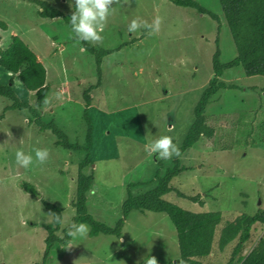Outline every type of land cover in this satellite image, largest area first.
Here are the masks:
<instances>
[{"label": "rangeland", "instance_id": "374dc122", "mask_svg": "<svg viewBox=\"0 0 264 264\" xmlns=\"http://www.w3.org/2000/svg\"><path fill=\"white\" fill-rule=\"evenodd\" d=\"M64 16L42 17L38 4L29 0H0V46L20 35L47 68L50 91L41 109L46 122L55 121L74 143L87 141L84 91L99 80L95 55L76 38L66 17L75 0H47ZM219 20L192 6L171 0H113L96 47L114 49L102 62L101 85L91 90L88 116L92 125L89 151L70 150L56 144L51 129L40 130L28 109L8 110L0 119V264H35L43 260L46 224L53 212L46 199L62 206L61 228L76 215L72 204L82 159L93 161L83 171L94 173L89 190V211L98 220L115 225L130 195L148 192L174 165L176 156L159 159L150 141L169 135L180 148L195 119V107L214 75L218 48L222 62L233 60L237 49L220 0H197ZM66 16V17H65ZM159 30H128L136 19ZM26 102L35 91L0 65V82L9 83ZM221 80L229 87L213 96L205 113L215 126L213 137H203L180 156L184 170L171 185L189 195L200 194L205 204L179 197H164L196 212L221 210L211 252L198 264H229L238 239L223 249L218 241L222 227L247 212L264 209V75H248L241 64L226 68ZM11 101L0 95V114ZM22 148H47L41 164L25 169L15 161ZM34 156V152H33ZM35 184L37 197L22 183ZM75 245L56 243L46 264H144L147 256L157 264H182L177 231L166 212L133 210L121 236L90 234ZM58 234L63 235L62 230ZM264 238V222L251 228L245 243L248 254Z\"/></svg>", "mask_w": 264, "mask_h": 264}, {"label": "trees", "instance_id": "16d2710c", "mask_svg": "<svg viewBox=\"0 0 264 264\" xmlns=\"http://www.w3.org/2000/svg\"><path fill=\"white\" fill-rule=\"evenodd\" d=\"M29 1L38 4L40 7L39 14L42 17L64 16L61 9L47 0ZM171 1L178 5L195 7L200 12L208 13L213 18L219 20V17L215 13L201 6L197 0ZM220 3L226 23L233 36L237 56L231 61L222 62L221 50L219 48L214 54V75L195 107V119L185 136L182 146L179 148L180 155L176 156L174 165L169 167L164 175H157L158 185L148 192L130 195L124 201L122 217L114 226H111L96 219L89 211L87 192L92 186L94 173L86 174L83 169L92 164L93 161L89 155L80 161L77 175V191L72 201L76 209V215L72 218L71 222H87L90 225L91 235L106 233L121 236L126 219L135 209L166 212L177 231L180 261L182 264H198L199 257L206 256L211 252L218 225L223 219L222 211L196 212L166 199L164 195L175 191L179 197L188 198L194 202H199L201 205L205 204V200L202 199L200 194L189 195L171 185L172 179L184 170V167L181 165L180 156L203 137L211 138L215 135L216 128L209 123L208 115L205 111L213 96L221 89L229 87V84L221 80V76L226 68L241 64L248 75H264V0H220ZM66 20L69 23L70 18L66 17ZM0 24L3 28L7 27L4 21H0ZM83 45L86 50L95 55L99 76L98 82L88 87L83 94L86 104L85 118L89 122L87 141L84 145L72 142L55 121L46 122L43 120L41 109L47 101V95L51 88L47 82V68L43 61L40 60L38 54L18 34L12 35L7 46H0V65L18 74L22 83L28 89L35 91L36 98L33 104L23 101L13 87V80L9 83L0 82V95L11 101L10 104L4 107L3 112L0 114V119L5 117V112L8 110L28 109L40 130H52L57 137V145L70 150L89 151L93 144L92 125L87 114L88 107L92 102L91 90L101 85L103 58L114 49L96 47L89 41H83ZM22 186L34 197H37L40 193L37 186L31 182L25 181L22 183ZM42 201L45 207L53 212V221L46 224V249L43 260L35 264H46V260L56 243H67L71 240L66 235L67 226L63 229L61 228L64 208L46 199H42ZM257 222H264V209L258 210L254 214L244 212L222 227L218 241L221 249L226 247L231 241L238 239L233 248L229 264H264V238H260L248 254L243 253L245 243L251 238V228ZM60 230H62L63 235L58 234Z\"/></svg>", "mask_w": 264, "mask_h": 264}, {"label": "clouds", "instance_id": "9594fccd", "mask_svg": "<svg viewBox=\"0 0 264 264\" xmlns=\"http://www.w3.org/2000/svg\"><path fill=\"white\" fill-rule=\"evenodd\" d=\"M113 0H75L74 11L70 15V26L77 39L81 41H98L102 39L101 31L104 22L111 12ZM143 27L156 32L159 30V18L153 20L151 24L145 21L133 19L128 24V30L135 31ZM149 150L156 154L159 159H170L179 156L180 150L169 135H161L150 141ZM34 152V156H33ZM33 152H25L22 148L15 151V161L21 167L28 169L35 162L43 164L48 156L47 148H34ZM89 226L84 222L72 221L67 225L66 235L71 238L68 247L75 245L77 239L83 240L87 237ZM144 264H157L155 257L147 256Z\"/></svg>", "mask_w": 264, "mask_h": 264}, {"label": "crops", "instance_id": "0c3cea01", "mask_svg": "<svg viewBox=\"0 0 264 264\" xmlns=\"http://www.w3.org/2000/svg\"><path fill=\"white\" fill-rule=\"evenodd\" d=\"M9 42H10V41H9ZM9 42H8V43H9ZM7 45H8V44H7ZM7 45H6V46H7ZM39 58H40V57H39ZM40 59H41V58H40ZM87 205H89V190H88V192H87ZM109 225H110V224H109ZM113 226H114V225H113ZM175 229H176V228H175Z\"/></svg>", "mask_w": 264, "mask_h": 264}]
</instances>
